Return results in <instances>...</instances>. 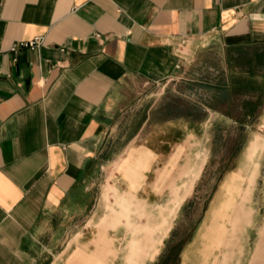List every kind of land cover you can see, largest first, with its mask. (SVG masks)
Here are the masks:
<instances>
[{
	"label": "crops",
	"instance_id": "crops-1",
	"mask_svg": "<svg viewBox=\"0 0 264 264\" xmlns=\"http://www.w3.org/2000/svg\"><path fill=\"white\" fill-rule=\"evenodd\" d=\"M210 52L219 91H264V0H0V264L155 259L137 211L173 202L157 162L172 148H129L136 177L115 179L112 200L107 174L127 152L103 157L110 112L131 84L163 85Z\"/></svg>",
	"mask_w": 264,
	"mask_h": 264
},
{
	"label": "rangeland",
	"instance_id": "rangeland-1",
	"mask_svg": "<svg viewBox=\"0 0 264 264\" xmlns=\"http://www.w3.org/2000/svg\"><path fill=\"white\" fill-rule=\"evenodd\" d=\"M212 53L163 85L131 84L132 90L110 112L103 157L112 161L123 149L127 152L107 174L112 200L118 195L115 179L124 172L136 177L138 163L129 164V148L160 147V142L172 148L157 162L159 167L161 162L171 167L168 186L158 188V194L174 195L173 202L153 205L150 219L145 218L149 215L145 205L137 211L136 221L147 224L142 230L151 232L158 245L155 259L149 261V252L143 253L142 264H197L201 255L205 261L209 255V264H264V91H219L215 84L224 76L217 70L223 64ZM252 141L255 145L248 154ZM98 188L95 185V195ZM113 204L117 206L116 201ZM144 243L149 245L150 237ZM132 259L140 264L141 255Z\"/></svg>",
	"mask_w": 264,
	"mask_h": 264
},
{
	"label": "built area",
	"instance_id": "built-area-1",
	"mask_svg": "<svg viewBox=\"0 0 264 264\" xmlns=\"http://www.w3.org/2000/svg\"><path fill=\"white\" fill-rule=\"evenodd\" d=\"M39 41H40V37H35V38H33V39H31V40H29L27 42H21L20 45L32 48L33 46L38 44Z\"/></svg>",
	"mask_w": 264,
	"mask_h": 264
},
{
	"label": "bare ground",
	"instance_id": "bare-ground-1",
	"mask_svg": "<svg viewBox=\"0 0 264 264\" xmlns=\"http://www.w3.org/2000/svg\"><path fill=\"white\" fill-rule=\"evenodd\" d=\"M254 145H255V141L250 142L248 149H247L248 154L252 152Z\"/></svg>",
	"mask_w": 264,
	"mask_h": 264
},
{
	"label": "trees",
	"instance_id": "trees-1",
	"mask_svg": "<svg viewBox=\"0 0 264 264\" xmlns=\"http://www.w3.org/2000/svg\"><path fill=\"white\" fill-rule=\"evenodd\" d=\"M247 110L249 111V109H248V108H246V112H247Z\"/></svg>",
	"mask_w": 264,
	"mask_h": 264
}]
</instances>
